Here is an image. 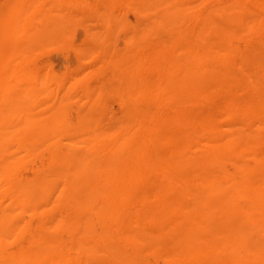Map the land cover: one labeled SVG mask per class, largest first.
Instances as JSON below:
<instances>
[{"label":"rangeland","instance_id":"rangeland-1","mask_svg":"<svg viewBox=\"0 0 264 264\" xmlns=\"http://www.w3.org/2000/svg\"><path fill=\"white\" fill-rule=\"evenodd\" d=\"M63 1L81 15L16 61L19 18L0 0V112L8 72L31 62L51 81L21 104L46 129L62 122L43 138L2 116L16 169L0 179V264H264V0ZM203 66L210 84L184 90ZM69 152L94 165L79 186L59 165Z\"/></svg>","mask_w":264,"mask_h":264},{"label":"bare ground","instance_id":"bare-ground-1","mask_svg":"<svg viewBox=\"0 0 264 264\" xmlns=\"http://www.w3.org/2000/svg\"><path fill=\"white\" fill-rule=\"evenodd\" d=\"M153 1H156V0H149V2L151 4H149V2L147 1V3H148L147 4V8H148V6L151 7ZM137 2L138 1H136V3ZM154 3H155L154 4L155 7H157L158 5L156 6V2H154ZM104 5L107 6V8H108L110 4L106 5L104 3ZM144 5H145V3H144ZM3 6H4V4H3ZM113 7L114 6L112 5L111 10H114ZM101 8H100V10L102 12V10L105 7H101ZM174 8L175 7H172V9H174ZM149 9L151 11L152 7L149 8ZM75 10H77L76 6L71 5V4L67 3V2H64L63 0H8V3H6V7H4V11L2 10L3 16H8V20L14 18L13 16H15L16 18H19V23H17L18 27L16 28L15 32L7 35V39L10 38L11 41H12V39H14V42L16 43L14 45V47L18 50V55H17L16 61L17 60H21L23 58L26 59V57H28L30 55V53H32V51H34V49L38 45H40L42 42H44V40L46 41L47 37H49V38L55 37L56 39H59V38L63 37V35H62L63 32L69 26L68 19H66L67 16L68 17L69 16H75L76 14H77L76 16H78V14L81 15V13H77V12L75 14L74 13ZM100 10H99V13L97 14L98 16L100 14ZM105 10H106V8H105ZM108 10L109 9H107L106 11L108 12ZM111 10H109V12H111ZM78 12H79V10H78ZM94 12L96 13V11H94ZM73 14H75V15H73ZM91 14H93V13H91ZM94 14H93V16H95ZM85 15L87 16L86 13H85ZM105 15H106V13H105ZM109 15L110 14H107V16H108L107 19H109V17L111 16V15L110 16ZM31 16H40V17L42 16V19L45 18V20H46V17H48L49 18V20H48L49 23H52L54 25L56 24L54 32L53 33L50 32V34H47L46 33L47 31L46 30L44 31V28H42V29L39 28V30H37L36 28L32 29V27L34 25V20L36 21V19L35 18H34V20L31 19L30 18ZM52 16L55 19H53L51 21ZM37 19H38V17H37ZM42 19H41V22H43ZM104 19L106 20V16H105ZM15 22H16V20H15ZM17 22H18V20H17ZM102 22L103 21L101 20V23ZM38 23H40V22H38ZM42 24H44V23H42ZM36 25H37V23H36ZM41 27H43V26H41ZM48 27H49V25H48ZM45 28H46V26H45ZM101 35L104 36L103 33H101ZM101 35H100V37H101ZM52 42L54 43V41H52ZM61 42H62V40H61ZM130 42L132 43L131 40H130ZM135 42H136V40H135ZM90 43H91V41H90ZM138 44H139V42H138ZM25 63H27V62H25ZM13 64H16V63L14 62ZM23 64H24V62H23ZM31 64L32 63L29 62V63L25 64V67H27V68L30 67V68L33 69V65H31ZM10 65H11V63H10ZM18 65H19V63H18ZM14 66L16 67V65H14ZM24 69L25 68L22 66L21 70H16L15 72H12L11 74L8 72L9 77H7V79H8L9 82L11 81L10 83H12L9 87H10V89H12L14 91L13 92L14 96H12V99H11V102H12L11 103V108L9 110H6V113L0 112V121L3 120L5 117H7L9 115H15L17 117L16 120H19V123L16 125V127L18 126V129H19L18 132H22V129H25V130H23V132L24 131L26 132L27 130L30 129L28 131V133L30 131L31 132L34 131V132H36L38 137L42 136L43 138L44 137L46 138L48 136V134H51L53 136L55 135L57 137L58 132L61 129L59 125L62 124V122L59 123V124L55 123L49 129H46V128H44L43 120H41V118H40V116L38 114H37L38 117H39L38 119L35 116L32 115V112H31V115H30V113H29L30 105L29 104L22 105L24 103L23 100L34 101L36 103V100H38L42 96V94H44V91H46V88L48 86L47 84L51 81V77L47 74V72H45V73L43 72V74H39V72L33 71L32 69H30L31 71L30 70H24ZM40 73H42V72H40ZM208 75H209V70H208V67L206 68V66H203V68L201 70L198 69L197 72L196 71H191L188 74L187 82L184 83V90L185 89L186 90H194V91L198 90L197 88H199V86H198L197 82L199 84L201 83V87L202 88L204 86L206 87V85L210 84L208 79H206V77H208ZM133 77H135V76H133ZM131 78L132 77H130V79ZM127 80H125V82ZM131 82H132V80H131ZM9 87H7V88L9 89ZM131 87L128 86V91L126 90V91H121L120 92V94L118 96L120 103L117 102V104H116L117 106L125 105L126 106V110H128L129 99L133 97V95L131 93L133 92L135 94V91H137L135 89L134 85H132ZM179 88H181V86H179ZM202 88H199L198 91H200V89H202ZM201 91H203V90H201ZM47 92H48V90H47ZM26 103H28V102L26 101ZM52 103L54 104L52 106V108H53L55 106L56 102L55 103L52 102ZM57 103L58 104L60 103V105H61L62 101H59ZM118 103H119V105H118ZM61 111H62V109H61ZM2 116H4L3 119H2ZM9 121H11V120H9ZM25 123H26V125H25ZM7 124H9V123H7ZM18 132H16V134H18ZM12 133H13V131H12ZM10 136L11 137H9V135H6V136L0 135V179L5 178L7 180H11L13 178V175H14V172H15V169H16V162H15L14 158H12V157H10L8 155V153L11 152L12 148L14 147L15 133L11 134ZM69 154H70V152L67 154L68 156L66 155L67 159L64 158L66 156L63 157L64 160H61L62 157H60V156H57V159L60 157L61 161H60L59 165L62 168H66V169L70 170V172H71L70 178L71 177L74 178L75 182L79 186V183H84L85 181L88 180V177L93 175L94 165H93L92 161L89 160L88 156H87L88 158H86V159L83 158L80 161H77L76 163H75V158H73L74 159V163H72V162H70L68 160ZM85 155H87V154H85ZM181 155H183V154H181ZM76 156H77V158L79 157L77 154H76ZM182 158H183V156L180 159H182ZM69 159L71 160V157ZM185 159H186V156H185ZM55 163H57V162H55ZM58 169H60V168H58ZM63 171H65V169ZM182 175H183V173L180 174V177H182ZM68 179H69V177H68ZM63 180H64V178H63ZM71 183H72V181H71ZM41 187H42V184H41ZM28 188H29V191H30L32 186H28ZM35 189H36V183H35ZM24 193H25V195H27L26 192H24ZM22 195H23V193H22ZM92 196H93V194H92ZM24 197H26V196H24ZM37 197L39 198V195ZM257 197H258V199H257L258 201L256 199L253 200L254 202L252 201L253 202L252 206L255 205L253 212L261 211L260 210L261 209L260 205H262L261 204L262 201L264 202V198L256 196V198ZM92 200H93V198H91L90 201H92ZM250 206H251V204H250ZM6 213H8V212H6ZM257 216H259V214H257ZM263 217H264V214H263ZM257 218H259V217H257ZM260 219L262 220V218H260ZM262 223H263V221H262ZM252 225H253V223H252ZM261 226L263 227V225H261ZM3 227H4V221H0V230ZM254 229H255V227H254ZM257 231L255 230V232H257ZM253 232H254V230H253ZM263 232H264V228H263ZM251 233H252V231H251ZM249 238H251V237H249ZM255 239L256 238H254L253 240H255ZM234 241H236L235 238H234Z\"/></svg>","mask_w":264,"mask_h":264}]
</instances>
